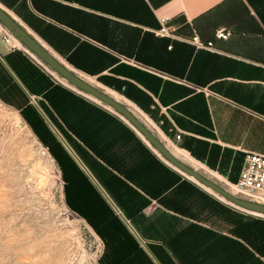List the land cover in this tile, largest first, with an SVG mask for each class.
I'll return each mask as SVG.
<instances>
[{
	"label": "crops",
	"instance_id": "crops-1",
	"mask_svg": "<svg viewBox=\"0 0 264 264\" xmlns=\"http://www.w3.org/2000/svg\"><path fill=\"white\" fill-rule=\"evenodd\" d=\"M0 10L68 72L115 95L108 94L137 119L141 115L166 149L165 143L187 155L191 164L177 159L191 168L234 184L247 153L264 156V0H0ZM162 24L172 36L158 33ZM218 31L228 37L217 38ZM194 37L211 47L196 46ZM19 47L0 39V66L30 101L34 93L21 71L33 62ZM84 174V190L102 217L106 203L118 219L101 229L105 264H264V226L253 230L262 233L255 246L223 240L216 246L215 229L173 213L155 214L150 205L143 210L150 230L144 239L94 176L134 232ZM188 223L213 234L200 244L194 230L190 243L172 255L161 237Z\"/></svg>",
	"mask_w": 264,
	"mask_h": 264
},
{
	"label": "rangeland",
	"instance_id": "rangeland-1",
	"mask_svg": "<svg viewBox=\"0 0 264 264\" xmlns=\"http://www.w3.org/2000/svg\"><path fill=\"white\" fill-rule=\"evenodd\" d=\"M19 48L33 62L29 63L33 68H24L21 74L26 89L30 94L32 91L34 97L29 101L0 66V264H105L103 237L94 228L95 220L78 212L81 208L71 180L79 176L67 162L60 147L78 165L61 138L76 157L78 156L68 141L80 151L79 140L63 123L61 116L54 114L42 93L46 82L41 81L37 73L40 72L46 80L93 104L102 106L113 115L117 114L94 96L69 84L23 44ZM91 86L94 87L93 84ZM26 96L28 97L27 94ZM42 107L53 115L58 127L50 121ZM137 117L143 122L141 115ZM165 145L172 155L182 159L178 154L179 150L170 144ZM183 161L190 163L189 160ZM78 167L80 168L79 165ZM192 168L236 199L248 202L233 190L232 184L225 185L203 169L196 166ZM172 170L181 175L175 169ZM187 180L239 219L240 222L231 225L225 222L219 227L217 223L216 228L225 233L216 230V236L237 244L240 241L242 244L255 246L254 242L262 233L253 230L264 226V214L232 204L195 180ZM150 205L155 206V214L171 213L154 200L144 209ZM256 205L264 206V203ZM232 229L250 230L249 233L233 236L229 231Z\"/></svg>",
	"mask_w": 264,
	"mask_h": 264
},
{
	"label": "trees",
	"instance_id": "trees-1",
	"mask_svg": "<svg viewBox=\"0 0 264 264\" xmlns=\"http://www.w3.org/2000/svg\"><path fill=\"white\" fill-rule=\"evenodd\" d=\"M37 76L40 80H45L46 88L42 93L54 110V114L60 115L63 123L78 138L80 151L68 141L63 132L64 137L142 238L145 239V233H150L148 220L142 210L151 203V200L156 201L165 211L219 231L222 229L216 228L217 223L220 227L225 222L229 225L240 222L229 209L218 204L159 160L136 133L118 117L72 91L46 80L40 72ZM43 110L50 121L58 127L53 115L46 109ZM57 145L60 146L58 143ZM60 147L67 162L75 168L79 176L71 180L81 208L78 212L95 220L94 224L89 221L101 234V229L107 221H118V219L104 201L100 209L105 208L107 217L105 219L102 217V212L90 201L84 191V183L89 182L88 178L65 153L64 148ZM196 229L200 232L198 238L200 244L206 243V235L210 240L213 233L194 223H188L178 232L166 234L167 239L162 236L161 240L172 255H177V247L188 242ZM249 230L229 231L231 235L237 236L241 233H249ZM215 238L216 246L221 244V240L226 244H236L232 240L219 238L216 234ZM148 246L163 263L157 248Z\"/></svg>",
	"mask_w": 264,
	"mask_h": 264
},
{
	"label": "water",
	"instance_id": "water-1",
	"mask_svg": "<svg viewBox=\"0 0 264 264\" xmlns=\"http://www.w3.org/2000/svg\"><path fill=\"white\" fill-rule=\"evenodd\" d=\"M0 23L10 31V33L29 51H31L35 56L40 60L49 65L53 70H55L59 75H61L67 82L81 91L94 96L97 100L107 105L111 108L118 116L124 119L131 128L147 143V145L155 151L170 167L178 171L187 179H192L206 187L207 189L213 191L220 197L227 199L232 204H235L239 207L249 209L255 212L264 214V206H259L254 203L246 202L244 200L236 199L231 194L227 193L220 186L216 185L214 182L202 176L198 171L194 170L190 166L184 164L176 157H174L149 131L148 129L124 106L114 101L110 96H107L103 92L97 90L91 85L83 82L81 79L77 78L70 72H68L61 64L54 60L38 43H36L16 22H14L7 14L0 10ZM37 108V107H36ZM39 111V109L37 108ZM40 112V111H39ZM46 122L50 124L49 121ZM61 141L65 147L70 151L73 158L76 160L80 168L87 174V176L94 182L98 189L104 194L108 202L112 205L114 210L120 215L122 220L126 222L122 214L116 208V206L111 202V200L106 196L101 187L94 180L92 175L86 169L84 164L76 157L72 150L67 146L64 140L61 138ZM261 208V209H260ZM129 228H131L129 226ZM133 231V229L131 228ZM134 232V231H133Z\"/></svg>",
	"mask_w": 264,
	"mask_h": 264
},
{
	"label": "built area",
	"instance_id": "built-area-1",
	"mask_svg": "<svg viewBox=\"0 0 264 264\" xmlns=\"http://www.w3.org/2000/svg\"><path fill=\"white\" fill-rule=\"evenodd\" d=\"M165 19L162 20V23H165ZM158 33L162 36H172L171 30L165 27V24H162ZM216 37L219 39H226L228 33L224 31H218ZM0 39L4 44L15 49V46H18L14 43V40L18 41L8 29H6L0 23ZM192 43L196 46L203 48H210L211 43L207 45L199 42L197 37H194ZM19 42V41H18ZM20 43V42H19ZM21 44V43H20ZM176 139H180V134L176 135ZM232 188L235 189L240 196L248 200L250 203L259 204L260 202L264 203V156L256 153H247L243 160V165L239 173L237 181L232 184ZM152 206L148 208L151 209Z\"/></svg>",
	"mask_w": 264,
	"mask_h": 264
},
{
	"label": "bare ground",
	"instance_id": "bare-ground-1",
	"mask_svg": "<svg viewBox=\"0 0 264 264\" xmlns=\"http://www.w3.org/2000/svg\"><path fill=\"white\" fill-rule=\"evenodd\" d=\"M14 43L16 44V45H18V46H20L21 44L18 42V41H16V40H14ZM108 94H110V95H112L113 97H115V95H113L112 93H109V92H107ZM118 98V97H117ZM119 100V99H118ZM178 152V151H177ZM178 154H179V156L183 159V160H188V158L183 154V153H181L180 151L178 152ZM190 161V160H189ZM186 162V161H185ZM237 194H238V192L235 190V189H233ZM239 195V194H238ZM261 209V208H260Z\"/></svg>",
	"mask_w": 264,
	"mask_h": 264
}]
</instances>
